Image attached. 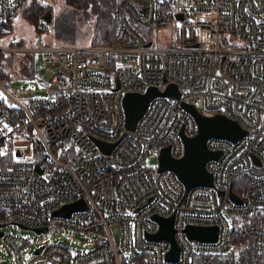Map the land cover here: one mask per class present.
<instances>
[{"label": "built area", "instance_id": "built-area-1", "mask_svg": "<svg viewBox=\"0 0 264 264\" xmlns=\"http://www.w3.org/2000/svg\"><path fill=\"white\" fill-rule=\"evenodd\" d=\"M29 1L0 0V41ZM113 17L110 44L0 45V53H41L53 65L48 81L15 94L0 78V251L12 259L0 254V264H222L234 218L264 212V0H118ZM174 19L176 39L161 47L157 30ZM170 83L180 96L153 97L129 129L125 94ZM183 102L205 115L225 113L248 131L236 140L208 138L220 152L206 163L213 182L189 190L174 170L146 162L167 146L180 158L184 136L198 133ZM97 139L115 143L111 152ZM81 198L84 208L54 213ZM155 216L173 217L176 258L167 257L170 239L152 237L160 229ZM9 224L39 228L43 237L34 245L6 232ZM188 225H215L217 237L194 239ZM62 228L88 235L87 248L54 241ZM252 248L263 261V227Z\"/></svg>", "mask_w": 264, "mask_h": 264}, {"label": "water", "instance_id": "water-1", "mask_svg": "<svg viewBox=\"0 0 264 264\" xmlns=\"http://www.w3.org/2000/svg\"><path fill=\"white\" fill-rule=\"evenodd\" d=\"M179 18H182L181 13H177ZM49 27L52 29L53 12L48 8L42 15ZM149 45L151 42L148 43ZM195 45H198L196 43ZM41 83L44 81L41 80ZM4 84L8 81L4 80ZM180 90L174 83H170L168 87L161 91L156 86H150L145 92H127L124 96V105L127 115V127L135 129L139 118L145 112L150 100L157 95L170 96L172 99L180 96ZM184 107L190 111L196 118L198 124V133L194 136H184L185 153L180 158H175L170 153L169 146L163 147L159 155L158 171L171 169L174 170L181 180L185 183L187 190L196 185H211L213 182L212 174L207 170L206 163L211 158H218L220 152L211 151L207 146L208 138L212 136L224 137L236 140L239 137L248 134V131L243 128L238 121L229 117L225 113H217L214 115H205L201 113L193 104L183 102ZM254 135V133H252ZM100 148L104 152H111L115 143H107L97 139ZM254 157H256L254 155ZM155 175V172L153 173ZM232 198L241 202V199L234 192L231 193ZM86 203L84 199H79L74 202L68 203L63 207L54 211L55 214L69 215L72 210L84 208ZM231 218V215H229ZM160 223L159 231L152 235L157 239L168 238L172 241V248L168 252V258H176L179 253V247L175 242L173 217H160L155 216ZM118 229V226L115 225ZM40 231L39 228L36 229ZM45 230V229H44ZM186 231L190 237L194 239L211 240L216 239L218 227L215 225L201 226V225H188ZM1 233V232H0ZM41 248L38 249L40 251ZM1 264H5L2 262Z\"/></svg>", "mask_w": 264, "mask_h": 264}, {"label": "trees", "instance_id": "trees-1", "mask_svg": "<svg viewBox=\"0 0 264 264\" xmlns=\"http://www.w3.org/2000/svg\"><path fill=\"white\" fill-rule=\"evenodd\" d=\"M118 0H65V10L53 17L52 29L56 36L64 40L62 43H78L81 32L78 23L82 20L86 22L93 21V37L91 43L110 44L114 41L118 28L117 22L113 17V12ZM48 5L42 0H30L22 9V15L34 23L36 29L49 30L48 25L40 26L42 15L47 10ZM12 30V27H11ZM10 30V31H11ZM152 32V30H151ZM24 43V40H19ZM16 54L0 53V78L8 79L9 73L1 62L6 58L9 63ZM31 57L30 73L33 67V55ZM246 179L240 180L237 188L242 190L246 186ZM237 188L234 189L237 191ZM238 192V191H237ZM240 193V192H239ZM233 225V247L231 251L225 254L222 264H230L231 261H249L253 264H264L259 256L257 257L252 248V242L256 236V230L259 227L264 228V212L262 214L250 217L234 218ZM220 262V261H219Z\"/></svg>", "mask_w": 264, "mask_h": 264}, {"label": "rangeland", "instance_id": "rangeland-1", "mask_svg": "<svg viewBox=\"0 0 264 264\" xmlns=\"http://www.w3.org/2000/svg\"><path fill=\"white\" fill-rule=\"evenodd\" d=\"M42 1L46 2L48 8L52 9L53 17L58 16L59 13L65 8V0ZM92 23V20L90 22L82 20L78 23L81 30L77 40L78 43H89L92 41ZM178 23L179 22L174 19L171 23L164 24L159 27L156 33V43L161 47H165L173 42L176 39V29ZM11 40H24V43L27 45H34L38 44L39 42L56 44L62 43L64 41L56 36L54 30L50 31L42 29L38 31L34 23L22 15V11H19L14 16L12 20V30L5 34L4 38L0 41V45H8L9 41ZM1 62L4 64V67L9 73L7 79L9 83H7L5 87L14 94L32 81L37 85L40 84L41 80L48 81L53 72L52 63L45 60L41 53H35L33 55V67L31 75H28L30 73L31 63V57L29 55H15L12 57L10 63L6 58H2ZM146 162L154 169H157L159 164V156L153 152H149L146 157ZM10 230L29 236L34 241V245H37L39 243L38 241L43 237V234H39L34 229L22 228L15 224H9L5 227L6 232ZM94 236H96V234ZM53 239L54 241L63 240L74 248L82 249H86L87 243L91 240L90 237L84 233H79L66 228L55 230ZM0 244H4L2 238H0ZM0 254L3 258L7 259L9 262H12L11 257L7 253L0 251Z\"/></svg>", "mask_w": 264, "mask_h": 264}]
</instances>
